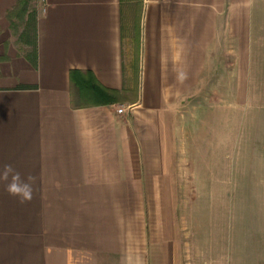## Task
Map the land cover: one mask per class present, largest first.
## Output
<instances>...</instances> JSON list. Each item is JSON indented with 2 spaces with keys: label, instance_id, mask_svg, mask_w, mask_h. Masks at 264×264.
Here are the masks:
<instances>
[{
  "label": "crops",
  "instance_id": "crops-1",
  "mask_svg": "<svg viewBox=\"0 0 264 264\" xmlns=\"http://www.w3.org/2000/svg\"><path fill=\"white\" fill-rule=\"evenodd\" d=\"M34 1L33 56L0 65V167L36 178L23 204L0 184V264H183L171 218L197 131L186 116L217 110L218 69L231 77L225 99L250 97L264 0H44L43 20ZM135 2L132 87L124 30ZM18 3L0 0V18ZM72 70L116 93L92 103Z\"/></svg>",
  "mask_w": 264,
  "mask_h": 264
},
{
  "label": "rangeland",
  "instance_id": "rangeland-1",
  "mask_svg": "<svg viewBox=\"0 0 264 264\" xmlns=\"http://www.w3.org/2000/svg\"><path fill=\"white\" fill-rule=\"evenodd\" d=\"M25 1L19 0L0 18V65L15 63L13 55L31 59L35 52L34 28L40 6L34 0ZM141 8L137 2L126 8L124 51L132 87L139 73ZM263 57L257 62L251 95L244 103L224 98L231 77L218 69L222 74L214 76L210 85L220 93L214 99L217 110L186 116L195 120L191 121L194 125L188 120L186 129L196 126L197 131L195 136H187L183 148L184 194L175 197L178 202L171 218L183 264H264ZM199 102L202 108L204 100ZM192 106L187 105L186 110L191 112Z\"/></svg>",
  "mask_w": 264,
  "mask_h": 264
},
{
  "label": "clouds",
  "instance_id": "clouds-1",
  "mask_svg": "<svg viewBox=\"0 0 264 264\" xmlns=\"http://www.w3.org/2000/svg\"><path fill=\"white\" fill-rule=\"evenodd\" d=\"M47 18V8L44 7L39 15V19ZM36 178L28 175L23 178L11 164H5L0 167V184L6 186L5 190L10 196L17 197L20 203L30 202L33 199Z\"/></svg>",
  "mask_w": 264,
  "mask_h": 264
},
{
  "label": "trees",
  "instance_id": "trees-1",
  "mask_svg": "<svg viewBox=\"0 0 264 264\" xmlns=\"http://www.w3.org/2000/svg\"><path fill=\"white\" fill-rule=\"evenodd\" d=\"M70 78L79 92L91 95L92 103L96 102L95 97L98 99V102H108L109 94L116 93L115 91L98 85L94 75L90 71L82 73L78 70H72L70 72Z\"/></svg>",
  "mask_w": 264,
  "mask_h": 264
},
{
  "label": "built area",
  "instance_id": "built-area-1",
  "mask_svg": "<svg viewBox=\"0 0 264 264\" xmlns=\"http://www.w3.org/2000/svg\"><path fill=\"white\" fill-rule=\"evenodd\" d=\"M41 4H42V9L44 8V6H43V4H44V0H38ZM116 112L118 113V114H122L123 112H124V108L123 107H118L117 108V110H116Z\"/></svg>",
  "mask_w": 264,
  "mask_h": 264
}]
</instances>
